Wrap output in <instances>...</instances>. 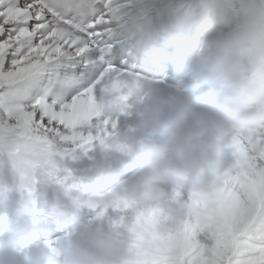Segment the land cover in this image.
Instances as JSON below:
<instances>
[{"label": "clouds", "instance_id": "1", "mask_svg": "<svg viewBox=\"0 0 264 264\" xmlns=\"http://www.w3.org/2000/svg\"><path fill=\"white\" fill-rule=\"evenodd\" d=\"M183 27L197 57L212 66L209 76L171 84L138 75L111 85L101 103L116 127L98 146L126 157L121 163L134 169L132 175L91 191L66 190L68 205L57 202L37 218L33 162L23 176L19 172L16 207L0 226V264H139L130 221L108 225L82 218L80 210L131 201L161 211L157 227L168 231L192 214L182 189L210 193L220 187L237 162L233 142L264 129V0H202ZM122 116L134 122L120 129ZM53 231L63 235L39 240Z\"/></svg>", "mask_w": 264, "mask_h": 264}, {"label": "snow or ice", "instance_id": "2", "mask_svg": "<svg viewBox=\"0 0 264 264\" xmlns=\"http://www.w3.org/2000/svg\"><path fill=\"white\" fill-rule=\"evenodd\" d=\"M157 2L0 0V147L19 154L22 176L53 149L87 151L115 129L101 98L136 77L110 54ZM233 144L235 166L217 190L190 193L192 214L175 228L159 230L163 213L131 201L93 204L96 217L131 222L139 264H264V129Z\"/></svg>", "mask_w": 264, "mask_h": 264}, {"label": "bare ground", "instance_id": "3", "mask_svg": "<svg viewBox=\"0 0 264 264\" xmlns=\"http://www.w3.org/2000/svg\"><path fill=\"white\" fill-rule=\"evenodd\" d=\"M168 1L170 0H158L154 6L147 8L138 25L125 31L126 36L132 38L131 43H135L136 39H142L143 46L155 47L156 53L160 51L168 58L176 54L183 57L197 56L198 49L193 41L186 39L183 23L189 14L198 10L202 0H181L177 9H172L173 6H170ZM239 65L238 59L233 65L235 71L240 70ZM124 119L126 116L119 118V127L123 126L121 123ZM98 145L99 143H96L92 146ZM80 149L84 148H78L75 151ZM181 195L187 198L190 193L187 189H182ZM118 218L119 214L109 209L106 217L102 219L105 224L110 225Z\"/></svg>", "mask_w": 264, "mask_h": 264}]
</instances>
